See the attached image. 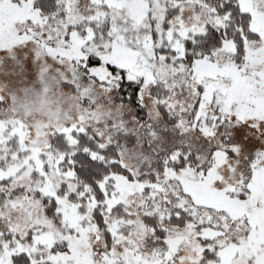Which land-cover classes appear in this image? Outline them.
Returning a JSON list of instances; mask_svg holds the SVG:
<instances>
[{
    "label": "snow or ice",
    "instance_id": "snow-or-ice-1",
    "mask_svg": "<svg viewBox=\"0 0 264 264\" xmlns=\"http://www.w3.org/2000/svg\"><path fill=\"white\" fill-rule=\"evenodd\" d=\"M0 264H264V0H0Z\"/></svg>",
    "mask_w": 264,
    "mask_h": 264
}]
</instances>
